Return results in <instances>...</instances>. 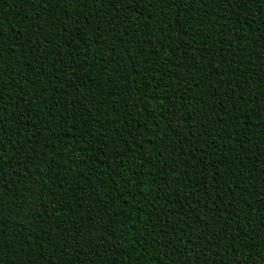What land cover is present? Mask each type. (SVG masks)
<instances>
[{
  "label": "trees",
  "instance_id": "16d2710c",
  "mask_svg": "<svg viewBox=\"0 0 264 264\" xmlns=\"http://www.w3.org/2000/svg\"><path fill=\"white\" fill-rule=\"evenodd\" d=\"M0 264H264V0H0Z\"/></svg>",
  "mask_w": 264,
  "mask_h": 264
},
{
  "label": "snow or ice",
  "instance_id": "6c2138e0",
  "mask_svg": "<svg viewBox=\"0 0 264 264\" xmlns=\"http://www.w3.org/2000/svg\"><path fill=\"white\" fill-rule=\"evenodd\" d=\"M68 2H70V0H68ZM245 3H247V0H245ZM0 75H2V73H0ZM0 151H3L2 146H0ZM0 159H6V157H0ZM2 243H3V241L0 240V247H2Z\"/></svg>",
  "mask_w": 264,
  "mask_h": 264
}]
</instances>
